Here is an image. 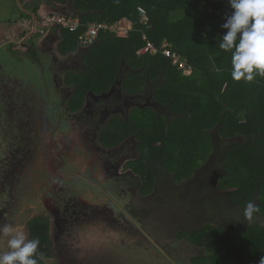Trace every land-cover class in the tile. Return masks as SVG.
<instances>
[{"label":"trees","instance_id":"obj_1","mask_svg":"<svg viewBox=\"0 0 264 264\" xmlns=\"http://www.w3.org/2000/svg\"><path fill=\"white\" fill-rule=\"evenodd\" d=\"M42 2L38 0L37 4L22 7L20 16H36ZM54 2L62 5L54 4L49 10L69 11L80 22L73 31L67 27L58 30L57 49L61 55L84 49L82 60L86 67L78 73L65 74L64 83L73 87L76 94L69 103L71 107L81 106L82 95L88 88H108L118 71L123 70L120 76L123 75L125 82L130 80L129 90L138 88L137 80H153L156 100L168 104L175 114L171 120L154 115L149 125L150 135L144 141L154 164L153 180L156 174L166 176L169 172H174L176 179L195 172L203 178L206 176L201 186L193 188L203 200L201 207L208 221L201 228L183 234L202 249L191 264H259L264 257V76L257 75L251 82L235 81L231 77V52L218 47L226 31L220 25L232 11L228 2ZM103 22L117 23L118 30H102L96 42L83 43L80 37L87 25ZM142 35L157 48L165 45L185 58L188 73L160 52L140 54L139 49L145 44ZM28 51L35 55L34 43ZM127 66L130 68L125 69ZM131 125H122L113 119L107 130L119 140ZM3 130L6 135L10 134L6 128H0V142L4 141ZM141 133L140 139L144 136L143 130ZM238 137L242 141H236ZM148 151L144 149L141 157L146 155L148 159ZM209 158L215 163L205 167ZM141 161L143 166L137 171L145 182L146 165ZM1 166L2 163V170ZM213 168L217 170L212 175ZM14 182L20 189L22 181ZM249 201L259 208L251 221L243 216ZM50 224L44 215L27 223L29 239L38 238V251L44 254L39 264H46L45 260L51 256Z\"/></svg>","mask_w":264,"mask_h":264},{"label":"flooded vegetation","instance_id":"obj_2","mask_svg":"<svg viewBox=\"0 0 264 264\" xmlns=\"http://www.w3.org/2000/svg\"><path fill=\"white\" fill-rule=\"evenodd\" d=\"M60 11L62 9H45L39 10L36 16H20L17 26L22 30V35H26L23 37V40H27L26 44L29 46L34 43L35 55L27 51L32 60H27L26 67L21 64L20 67L13 68L14 70L5 69L7 72L2 77L0 74V122H2L0 128H6L10 132L6 135L3 130L4 134L1 137L4 141L0 142V148L5 149L2 151L4 157L0 158V163L3 164L1 171H4L7 181L5 187L0 188V192L7 191V200H0L1 207H4L0 212L5 214L8 221L6 224L13 223L20 226L21 223L27 226L25 221L34 209L44 211L43 214H47L51 222L50 236L55 237L56 241L59 235L68 229L67 225L70 226L69 228L72 227L70 220L72 217L99 221L102 218L109 220V215L113 214L114 222L124 223L125 227H128V224L135 226L132 232L143 236L141 239L148 242L147 249H150V244L157 249H167L166 245L165 247L155 245L154 234L150 236V232H146L143 235L142 229H139L147 218V210L140 206L139 202L137 203V198L162 193L163 195L156 197V203L163 205L162 201L166 202V199L178 200V194L180 200H184L183 194L187 192L188 195L185 196L186 199L181 207L186 213L183 214L182 221H186L191 215L197 217L205 214L204 207H201L203 200L198 197L196 194L198 191L193 187L201 186L206 176L203 178L195 172L189 177L176 179L175 173L169 172L166 176L156 174L153 180L151 171L155 170L154 164L144 137L150 135L149 125L154 115H157L156 112L167 116L169 120L175 115L168 104L156 100L153 80H137L138 88L129 90L132 88V86L127 87L130 80L126 82L122 80L123 75L120 76V73L122 74L123 70H119L116 79L111 81L108 88L101 86L98 90L88 88L82 95L81 106H70L69 103L76 95L75 90L64 83L60 75L64 78L67 72L78 73L86 67L82 60L84 49L81 48L78 53L61 55L57 49L60 40L58 30L51 29L39 35L33 30H26L22 25L25 19H34L49 12ZM63 12L67 13V11ZM37 39L39 43L36 42ZM5 66L9 65L5 64ZM129 68L127 66L125 69ZM31 69L35 72L33 73ZM22 80L30 84L24 85ZM50 80L55 81L58 94L63 96L60 104L55 98H50L53 95L52 90H55ZM60 83L67 91L63 89L60 91ZM31 85H35L32 86L34 90ZM19 90L20 94L17 93ZM17 94L19 96H16ZM35 94L36 97L32 98ZM113 119H117L122 125L132 124L129 132L119 140H115L114 135L107 130L110 129L108 124ZM69 122H72L79 133L80 141L85 146V152L78 156L83 173L82 176L80 173L77 177H82V180L76 178L66 188H62L64 186L61 187L62 189L56 188L53 195L56 204L52 205L54 208L49 212L47 208L42 207L41 201L34 202L33 198L43 190L48 176L52 175L56 179L55 183L61 179V177L57 179V176L61 175H57L52 169L49 170L45 163L47 156L53 153V157L57 159L56 164L59 165L60 159H69L74 153L69 149V145L73 144L74 140L67 143L70 136L66 124ZM49 128L54 131V133L49 131L53 143L47 147L43 136ZM142 130L144 136L140 139ZM144 149L149 152L148 159L146 155L141 157ZM6 154L8 156L5 158ZM140 159L146 165L144 166L145 182L137 171L142 165L139 163ZM74 162L73 160L68 164L67 171L73 168ZM213 163L215 161L209 158L204 166L212 167ZM5 165L6 169L3 170ZM216 170L214 168L211 170L212 175ZM15 180L22 181L19 182L20 189ZM69 194L74 199L70 202L66 200ZM76 197L78 201L75 200ZM20 201L25 204L21 206ZM31 204H35L37 208H32ZM184 227L180 239L183 243L186 240L196 246L183 234L201 227L187 232ZM25 231L29 237L27 227ZM0 244L6 247V241L0 240ZM199 252L195 255L198 256Z\"/></svg>","mask_w":264,"mask_h":264},{"label":"rangeland","instance_id":"obj_3","mask_svg":"<svg viewBox=\"0 0 264 264\" xmlns=\"http://www.w3.org/2000/svg\"><path fill=\"white\" fill-rule=\"evenodd\" d=\"M10 1L0 0V5L2 3L9 4L7 10L3 8L5 7L4 5L0 6V13L2 16H4L6 13H10V11L17 6L14 0ZM42 1V4L44 5L42 8L45 7V9H49L52 5L58 6L60 4L58 2H54V0ZM37 2L38 0H29V6L37 4ZM67 13L74 15L69 11H67ZM185 72L188 73L187 70ZM60 79H65V76L63 78V76L60 75ZM54 80H50L52 81V87L55 89L54 91L52 90L53 95L50 98H55L60 104L63 96L58 94V88L55 87ZM22 81L24 82V85L30 84L29 82H25V80ZM32 86L35 87V85H31V88L34 90ZM61 89H63V91H67L62 83H60V91ZM17 93L20 94V90ZM19 94L16 96H19ZM36 95L37 94L33 95L32 98H35ZM156 114L160 115L157 117H164L162 113L156 112ZM170 118H175V115L171 116ZM66 130L70 136L67 143L74 140L73 144L69 145V149L73 150L74 153L69 159H60L59 165L56 164L57 159L55 160L53 153L47 156L45 163L48 165L49 170L52 169L57 175H61L57 176V179L59 177H61V179L57 180V183H55L56 179L52 175L48 176L47 184L43 190H40L41 192H38L33 198L34 202L41 201L42 207L47 208L49 212H52L51 209H53V206L56 204L53 196L56 188L60 189L62 186H64L62 188H66L68 184L76 180V178L82 180V177H77L80 173L82 176L83 173L81 161L78 156L85 152V146L80 141L78 137L79 133L73 126L72 122L66 124ZM49 131L54 133L53 129L49 128L46 131V134L43 136V140L47 147H50L53 143V139L49 137L51 136L49 135ZM236 141H242V138L238 137V140L236 138ZM2 151H5V149H2ZM2 151L0 149V156H2ZM238 152L242 155L240 148H238ZM7 156L8 155L6 154L5 158ZM73 160L75 161L73 163V168H70L67 171L66 168L68 164ZM4 169L5 168L3 167V170ZM6 182V177H4V174L0 169V188L3 187ZM6 192V190L0 192V200H7ZM184 193L183 199L185 200V196H187L188 193ZM160 195L163 194L159 193L156 195H146L144 198H137V203L139 202L140 206H143L147 210V218L144 219L145 222L143 225H141V227H139V229H142L143 235H145L146 232H150V236L154 234L153 236L155 237V245L160 247H165L166 245L167 249H157L151 244L150 249H147L149 248L148 242L141 239L143 236L132 232L135 226L128 224V227H125L124 223L114 222L112 219L113 214L109 215V220H104L102 218L99 221H87L83 218L78 219L76 217H72L70 218L72 227L69 228L70 226L67 225L68 229L59 235L57 241L55 240V237H50L52 241L50 252L51 256L45 260L46 264H191L192 258L196 257L197 255L195 254H197L199 251H202V249L188 243L186 240L183 243V240L180 239L182 232H184L183 226H185L184 230H186V232L191 231L194 228L196 229L202 227L208 221L207 215L202 214L197 217L195 215H191V217L189 216L190 218L188 217L186 221H182L183 214L186 213L184 212V209H181L182 204H184V200H180L178 197L179 194L177 195L178 200L168 201L166 199V202L162 201L163 205L156 203V197H160ZM163 198L165 199V197ZM66 200L70 202L74 199L71 194H69L66 196ZM75 200L78 201V197H76ZM19 203L21 206L25 204L22 201ZM48 204L51 206L49 207ZM31 207L37 208L35 204H31ZM2 209L4 210V207L2 208L0 205V210ZM43 212L44 211L34 209L33 213L30 214L25 223H30L40 215H45L48 218L49 216L47 214H43ZM4 215L5 214L0 212V225H4L8 222ZM51 217H53V215ZM10 224L13 227L18 226L17 224L14 225L13 223ZM20 226L23 227L24 230L27 227L21 223ZM135 231L138 232L136 229ZM6 250L7 248L2 247L0 244V251Z\"/></svg>","mask_w":264,"mask_h":264},{"label":"clouds","instance_id":"obj_4","mask_svg":"<svg viewBox=\"0 0 264 264\" xmlns=\"http://www.w3.org/2000/svg\"><path fill=\"white\" fill-rule=\"evenodd\" d=\"M228 4L232 11L220 25L226 31L218 47L231 52L232 79L251 82L257 75L264 76V0H228ZM258 211V206L249 201L243 216L251 221ZM0 240L6 241L7 248L0 251V264H39L43 259L44 254L38 251L39 239H29L23 227L0 225ZM259 264H264V257Z\"/></svg>","mask_w":264,"mask_h":264},{"label":"built area","instance_id":"obj_5","mask_svg":"<svg viewBox=\"0 0 264 264\" xmlns=\"http://www.w3.org/2000/svg\"><path fill=\"white\" fill-rule=\"evenodd\" d=\"M213 2H228V0H211ZM143 12V11H142ZM145 18V17H144ZM79 18L74 15H70L66 12H49L41 16H37L34 19H25L22 22L23 27L26 30H33L37 34H44L46 31L50 29L59 30L60 28L67 27L68 30H75L79 26ZM127 27L125 30H127ZM117 31L118 25L117 23L108 24V23H93L88 24L85 32L81 35V40L83 43H91V41L95 40L100 31ZM145 40V44L140 47L139 53L151 52L152 54H156L160 52L162 55L171 59L172 63L177 65L178 69H187V62L185 58H182L178 53L171 50L170 47L162 45L161 48H157L145 35H142Z\"/></svg>","mask_w":264,"mask_h":264},{"label":"crops","instance_id":"obj_6","mask_svg":"<svg viewBox=\"0 0 264 264\" xmlns=\"http://www.w3.org/2000/svg\"><path fill=\"white\" fill-rule=\"evenodd\" d=\"M8 1V0H6ZM10 1V0H9ZM17 5L14 7L10 13H6L4 16L0 13V74L1 77L9 70H14L13 68L26 67L28 64V59L30 58L28 51L27 40H23L22 30L17 26V20L20 18V9L22 7H30L29 0H14ZM11 2V1H10ZM43 3V2H42ZM41 3L39 10H45L44 5ZM7 10L9 4L2 3L0 6ZM38 39L36 40V42ZM40 41V40H39ZM39 43V42H37ZM9 65L8 67L5 66ZM7 69V71H5ZM33 73L35 72L31 69Z\"/></svg>","mask_w":264,"mask_h":264}]
</instances>
